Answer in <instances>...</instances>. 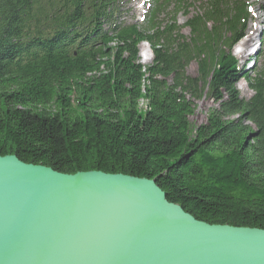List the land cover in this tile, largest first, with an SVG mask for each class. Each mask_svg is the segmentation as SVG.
<instances>
[{"label":"trees","instance_id":"trees-1","mask_svg":"<svg viewBox=\"0 0 264 264\" xmlns=\"http://www.w3.org/2000/svg\"><path fill=\"white\" fill-rule=\"evenodd\" d=\"M186 3L155 0L138 26L115 23L121 0H0V156L64 175L154 180L199 222L264 230L263 54L253 76H240L232 55L248 0H205L191 17ZM204 99L217 108L194 126Z\"/></svg>","mask_w":264,"mask_h":264},{"label":"water","instance_id":"water-1","mask_svg":"<svg viewBox=\"0 0 264 264\" xmlns=\"http://www.w3.org/2000/svg\"><path fill=\"white\" fill-rule=\"evenodd\" d=\"M0 264H264V230L199 222L154 180L0 156Z\"/></svg>","mask_w":264,"mask_h":264},{"label":"rangeland","instance_id":"rangeland-1","mask_svg":"<svg viewBox=\"0 0 264 264\" xmlns=\"http://www.w3.org/2000/svg\"><path fill=\"white\" fill-rule=\"evenodd\" d=\"M144 0H124L123 2V9H122V20H125L126 23L128 24H138V25H142V20H143V3ZM205 0H189V3H186L183 8L187 9V13L191 14V15H196L199 13H202V7H203V3ZM251 3L253 4V20L252 22H250V24L248 25V30H247V34L248 36L252 35V37H255L259 30L262 29V25L261 26H257L255 27L257 24H262L264 23V0H251ZM172 8L170 9V12H168V15H166V20H168L169 18H172ZM187 21V17H185V15H183L182 13L179 14L177 16V23L178 26L182 28V32L185 36H190L189 30L188 29H184V25ZM212 26H210L211 28ZM254 33V34H253ZM262 39H264V34ZM244 45L241 44L240 47ZM144 45H140L139 48H143ZM146 48V47H144ZM239 50H241L242 48H237ZM236 49V50H237ZM235 49H233L234 52ZM263 55H264V49H263ZM238 57V55H237ZM240 57V56H239ZM148 55L144 54L143 57H140V64L142 66H144L145 68L150 67L153 64V59H151L150 62L147 61ZM150 58V56H149ZM264 60V59H263ZM187 75L191 76V77H196L197 76V71H198V67H197V63L193 62L191 63L187 68ZM236 87L239 90V96L240 98L244 99V100H249L252 97V92L248 89L247 84L245 83V81L240 80L236 83ZM217 108L216 104L213 103L212 101L208 100V99H204L200 102H198L197 104V108H196V114L195 116L192 118V123L194 126L197 125H202L205 123L206 121V116L209 114V112L212 109ZM236 119V117H234Z\"/></svg>","mask_w":264,"mask_h":264},{"label":"bare ground","instance_id":"bare-ground-1","mask_svg":"<svg viewBox=\"0 0 264 264\" xmlns=\"http://www.w3.org/2000/svg\"><path fill=\"white\" fill-rule=\"evenodd\" d=\"M248 47V43L247 44H244L242 45V48L246 49ZM147 61L150 62L151 61V56L149 58V54H148V58H147Z\"/></svg>","mask_w":264,"mask_h":264}]
</instances>
